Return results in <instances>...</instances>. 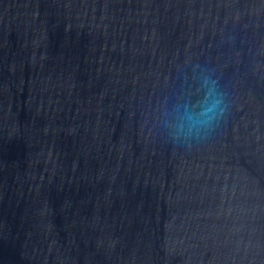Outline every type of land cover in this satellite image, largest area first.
<instances>
[{"label": "water", "instance_id": "water-1", "mask_svg": "<svg viewBox=\"0 0 264 264\" xmlns=\"http://www.w3.org/2000/svg\"><path fill=\"white\" fill-rule=\"evenodd\" d=\"M0 264H264V0H0Z\"/></svg>", "mask_w": 264, "mask_h": 264}]
</instances>
